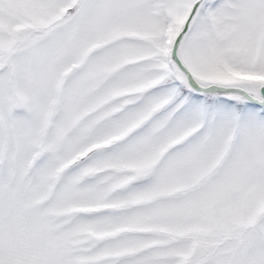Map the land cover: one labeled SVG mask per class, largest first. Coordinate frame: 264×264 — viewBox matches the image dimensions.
Listing matches in <instances>:
<instances>
[{"label":"snow or ice","instance_id":"snow-or-ice-1","mask_svg":"<svg viewBox=\"0 0 264 264\" xmlns=\"http://www.w3.org/2000/svg\"><path fill=\"white\" fill-rule=\"evenodd\" d=\"M0 264H264V0H0Z\"/></svg>","mask_w":264,"mask_h":264}]
</instances>
